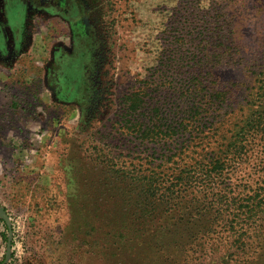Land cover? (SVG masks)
<instances>
[{"label":"rangeland","instance_id":"obj_1","mask_svg":"<svg viewBox=\"0 0 264 264\" xmlns=\"http://www.w3.org/2000/svg\"><path fill=\"white\" fill-rule=\"evenodd\" d=\"M16 1L25 20L14 32L10 0H0V264H264V208L242 225V245L221 221L217 234L190 235L157 214L143 220L139 190L103 165L110 155L140 164L157 148L124 132L133 93L155 90L186 111L194 99H178L193 81L217 79L236 93L237 117L264 87V0H68L84 48L66 86L54 55L60 43L70 49L65 0ZM205 86L196 103L222 122ZM263 174L259 152L241 178L254 187Z\"/></svg>","mask_w":264,"mask_h":264},{"label":"trees","instance_id":"obj_2","mask_svg":"<svg viewBox=\"0 0 264 264\" xmlns=\"http://www.w3.org/2000/svg\"><path fill=\"white\" fill-rule=\"evenodd\" d=\"M193 82L188 93L183 92L186 94L178 99L181 104L186 98L194 99L186 111L178 104L168 109L162 95L159 100L154 97L155 90L127 96L124 132L144 146L157 148L139 159L140 164L132 163L127 168L119 167L117 156L110 155L104 169L139 190L137 201L145 206L143 220L157 214L159 222L176 221V226L190 230V235L199 227L205 236L217 234L215 222L221 221L242 245L246 233L242 225L251 224L264 208V174L254 187L241 178L259 152L264 153V87L235 117L233 88L217 79L202 82L197 78ZM206 83L211 108L221 106L226 110L222 122L196 103ZM223 124L231 126L226 134ZM192 137L197 143L190 141ZM168 163L175 167L165 171ZM229 175H236L248 185L247 195L240 192L236 196L229 190L234 187L229 184Z\"/></svg>","mask_w":264,"mask_h":264},{"label":"flooded vegetation","instance_id":"obj_3","mask_svg":"<svg viewBox=\"0 0 264 264\" xmlns=\"http://www.w3.org/2000/svg\"><path fill=\"white\" fill-rule=\"evenodd\" d=\"M67 1L68 0H65V4H64L65 9L64 11H62L63 14L61 13V15H63V17L69 18L67 20L69 22L67 26L70 30V32L68 33L69 34L68 39H70L69 40L70 42L68 43L69 44L68 47H70V49L67 48L63 43H60L55 49L54 55H58L59 58L62 59L63 61V64H61L60 77L67 75L68 77H70V80L71 81L73 80L76 84L77 77L79 76L78 75L79 64H77V61L79 60L80 54L82 53L84 47L82 45V42H80L79 40L77 41V36L80 30L79 28H77L75 21L79 19V17L77 18L76 16H81V15L79 14L77 7L73 4L68 3ZM21 5L22 4H20L16 0H10L9 5L7 7L9 24L12 25L14 32H17L19 30L21 23L25 20V17L22 15ZM31 10H32L31 8H28V13L31 12ZM14 13L16 15H14ZM9 45L10 48L12 44L9 43ZM65 51H70V54L72 55L65 54L64 53ZM63 57H67V58L64 59ZM6 60L8 61L12 60V53L9 54V57H7ZM60 77L58 78V80L60 79ZM49 86L52 89H56L57 84H55V87L53 86V83ZM70 90H72L73 93H75V91H77V85H75Z\"/></svg>","mask_w":264,"mask_h":264},{"label":"crops","instance_id":"obj_4","mask_svg":"<svg viewBox=\"0 0 264 264\" xmlns=\"http://www.w3.org/2000/svg\"><path fill=\"white\" fill-rule=\"evenodd\" d=\"M70 81H71L70 77H68L67 75H64L63 77L62 76L60 77L57 84L60 86H66L68 83H71Z\"/></svg>","mask_w":264,"mask_h":264},{"label":"water","instance_id":"obj_5","mask_svg":"<svg viewBox=\"0 0 264 264\" xmlns=\"http://www.w3.org/2000/svg\"><path fill=\"white\" fill-rule=\"evenodd\" d=\"M0 217L5 221L7 222L8 221V218H7V214L0 209Z\"/></svg>","mask_w":264,"mask_h":264}]
</instances>
